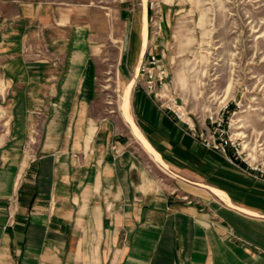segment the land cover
Listing matches in <instances>:
<instances>
[{
	"label": "crops",
	"instance_id": "1",
	"mask_svg": "<svg viewBox=\"0 0 264 264\" xmlns=\"http://www.w3.org/2000/svg\"><path fill=\"white\" fill-rule=\"evenodd\" d=\"M146 20L140 45L120 40L124 88L148 55ZM116 40L77 12L0 0V264H264V179L134 85L159 161L102 94Z\"/></svg>",
	"mask_w": 264,
	"mask_h": 264
},
{
	"label": "rangeland",
	"instance_id": "2",
	"mask_svg": "<svg viewBox=\"0 0 264 264\" xmlns=\"http://www.w3.org/2000/svg\"><path fill=\"white\" fill-rule=\"evenodd\" d=\"M36 1L77 12L117 37L102 54L100 83L117 116L125 86L120 40L133 32L141 44L147 11L148 54L161 58L184 111L201 122L224 112L247 165L264 170V0Z\"/></svg>",
	"mask_w": 264,
	"mask_h": 264
},
{
	"label": "built area",
	"instance_id": "3",
	"mask_svg": "<svg viewBox=\"0 0 264 264\" xmlns=\"http://www.w3.org/2000/svg\"><path fill=\"white\" fill-rule=\"evenodd\" d=\"M135 87L148 96L161 111L169 114L176 125L185 132L191 139L198 142L205 150L225 159L242 172L256 176L257 173L264 179V170L259 166L247 165L239 150V144L231 135L232 120L225 116L210 114L202 122L190 116L184 111V107L179 103L178 97L168 89L169 74L161 58L156 54H148L139 65ZM241 163H245L244 168ZM257 175V176H258ZM256 176V177H257Z\"/></svg>",
	"mask_w": 264,
	"mask_h": 264
},
{
	"label": "bare ground",
	"instance_id": "4",
	"mask_svg": "<svg viewBox=\"0 0 264 264\" xmlns=\"http://www.w3.org/2000/svg\"><path fill=\"white\" fill-rule=\"evenodd\" d=\"M144 17L146 20L147 19L146 12L144 13ZM137 73H138V71H137ZM137 73H136V75H137ZM137 76L135 77V79L133 78L132 81L124 88V92L122 95V102H121L122 115L125 119H127L132 124V126L135 130V133L138 134L140 140L145 144V146L152 149V151L155 153L156 157L159 159V161H161L159 154L147 143L146 139L144 138V136L140 132V130L137 128L135 121L132 118L130 99H131V94H132V87L135 85V82L137 80ZM214 190L217 193L224 195V193H222L221 191H218L217 189H214Z\"/></svg>",
	"mask_w": 264,
	"mask_h": 264
},
{
	"label": "trees",
	"instance_id": "5",
	"mask_svg": "<svg viewBox=\"0 0 264 264\" xmlns=\"http://www.w3.org/2000/svg\"><path fill=\"white\" fill-rule=\"evenodd\" d=\"M241 165L244 167V168H247V165L245 163H241Z\"/></svg>",
	"mask_w": 264,
	"mask_h": 264
}]
</instances>
